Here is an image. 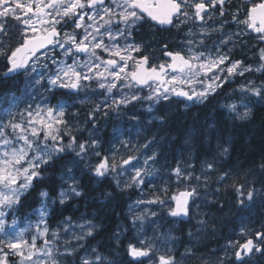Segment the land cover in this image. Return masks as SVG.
<instances>
[{
    "label": "snow or ice",
    "instance_id": "obj_1",
    "mask_svg": "<svg viewBox=\"0 0 264 264\" xmlns=\"http://www.w3.org/2000/svg\"><path fill=\"white\" fill-rule=\"evenodd\" d=\"M230 3L0 0V58L6 61L0 76L4 80L25 77L20 96L0 102V264H179L174 251L178 238L161 222L175 225L200 216L194 209H199L202 196L206 199L210 183L216 185V192L231 190L241 209L258 196L264 197V156L258 164L259 175L254 169L223 168L231 157V142L215 122L202 133L210 155L201 161L199 174L192 160L196 136L184 138L180 159L173 167L167 161L175 138L159 135L169 124L171 105H176L177 111L181 107L188 111L215 101L234 124L251 122L257 106L264 108V0H241L231 14L232 23L243 25L235 32L224 31L226 20L218 26L209 25L217 14L226 15ZM145 25L177 30L184 25L192 27L185 32L181 47L171 49L164 43L162 55L168 59L156 61L145 51L148 46L136 40V32ZM13 27L20 37L15 46L10 43ZM213 33L218 39L209 48ZM252 34L261 45L256 62L235 59L233 50L238 45L243 48L247 44L244 37ZM246 73L259 74L260 83L246 79L228 94L227 102L220 103L216 98L223 95L225 85ZM57 92L76 100L53 104ZM82 92L86 99H80ZM89 92L99 99L93 102ZM77 100L92 102V106L83 121L73 123L69 116L78 117V112H72ZM137 105L145 113L143 118L125 111ZM113 115L135 121L137 139L115 127L105 147L98 123L101 116ZM152 128L158 131L141 136ZM57 171L59 186L38 193L39 208L33 213L38 217L36 223L21 226L14 213L22 197ZM84 176L98 184L109 182L111 190L101 193L105 201H115L125 193L138 194L128 206L127 222L118 224L111 236L117 254L122 237H134L125 246L126 259H117L113 252L93 245L104 230L95 213L75 220L65 217L55 229L49 226L53 205L84 197ZM157 180L161 182L157 184ZM173 184L176 193L170 192ZM201 189L205 191L201 193ZM197 223L201 229L188 232L183 257L196 256L199 232L206 229L207 221L198 219ZM25 233L33 234L25 238ZM256 254L264 256V226L257 230L242 227L238 238L227 242L223 256L214 261L201 258V264H248Z\"/></svg>",
    "mask_w": 264,
    "mask_h": 264
},
{
    "label": "trees",
    "instance_id": "obj_2",
    "mask_svg": "<svg viewBox=\"0 0 264 264\" xmlns=\"http://www.w3.org/2000/svg\"><path fill=\"white\" fill-rule=\"evenodd\" d=\"M189 27H192V25H184L181 30L175 28L161 29L159 26L150 28L145 25L136 32L135 36L138 43L143 42L148 46L145 49L148 54L153 52L152 46L154 44L158 46L157 49H159V52L162 54L161 46L164 43H167L171 49L181 47V41ZM227 30L230 31V29ZM18 34L19 33L14 27L10 29V43L13 46H15L20 38ZM250 36L253 37V34ZM250 36L244 38L247 40V44L244 45L243 48L238 45L233 50L232 55L235 59H242L246 63L256 62V60H248L251 51L253 50L254 53L258 50L254 49L256 47V42L252 43L253 38L251 39ZM216 39H218V35L212 37L208 42V47L213 46L212 42ZM250 45L253 47L248 51L247 49ZM5 65L6 61L0 58V73H3L5 70ZM253 75L256 78H261L258 74L253 73ZM235 79L237 81L238 77ZM24 81V76H18L15 79L9 80H4L2 76H0V102H6L13 96L19 97L24 88ZM237 82L225 85V89L222 90L223 95L216 99L219 100L220 103L227 102L228 94L238 89L240 83ZM44 95L51 98L50 94L45 93ZM236 95H239V93L237 92ZM57 99L67 100V97L64 96L62 92H57L55 98L52 99L51 102H55ZM165 107L167 108L168 106L166 105ZM83 109L84 108L80 110ZM85 111H88V109L84 110L83 113H85ZM125 111L134 112L140 115L141 118L145 115V113L142 110L139 111L137 107L129 106ZM213 122L217 124V128L221 135L228 138L231 142V157L222 167H231L235 171L254 169L257 175H259L258 164L261 157L264 156V108L257 106L255 118L251 122L242 124L237 121L234 124L231 120L225 118L224 110L217 107L215 101L207 107L199 106L188 111H184L182 107L177 111L176 105H171L169 110V124L164 130L159 132L160 136L175 138V147L170 146L168 152V165L173 167L176 165L177 161L180 159L179 153L184 138L188 135H194L197 137V150L193 152L192 160L196 165V174H199L201 161L206 156L210 155V150L202 143V141L207 139L202 133L208 124ZM135 123V121L129 119L127 116H123L122 118L115 117L114 115L111 116V118L101 116V120L98 123V127H100L99 135L103 138L105 147L108 146L107 142L112 136V131L115 127H120L122 130L130 132L132 138L137 139V130L133 128ZM157 131V128H152L151 132L141 133V136H150ZM212 148H215V137H213ZM161 164L163 165L164 161H161ZM76 171L79 174V170ZM157 175H160V173ZM49 176L50 178L46 180L43 185H38L33 191L25 197H22L18 210L14 213L15 218L19 222H22L21 225H24L25 222L33 221L36 218L33 213L39 208V191L43 188H48L50 190L52 187H58L61 183L59 179L60 173L58 171L50 173ZM164 178H167L166 170L164 171ZM160 182V180H157V184ZM81 186L85 192L84 197L69 200L68 203L63 206L57 204L50 208L49 226L51 228H56L60 221L68 216H71L73 220H75L82 214L91 216L95 213L98 215V221L102 222L104 230L97 235L96 240L92 243L93 245H99L105 252H113V254L116 255L115 245L111 240L112 233L116 230L118 224L122 225V223L125 224L127 222L126 217L129 214L128 206L136 199L138 194L135 192L125 193L117 196L115 201L109 202L101 198V193L111 190L108 181L98 184L94 180H90L87 176H84ZM256 186L257 188L261 187V182L259 180ZM215 188L216 185L210 183L206 199L202 196L200 198L199 209H194V211L200 212L201 215L194 217L189 223L170 225L166 221L161 222L164 229H171L174 234L185 237L188 246V232L191 231L196 233L201 229V225L197 223L198 219L207 221L206 229L199 232L198 241L196 243V256L185 257L184 264H201V258H204V246L218 243L219 241L215 239L216 237H233L242 227L257 230L264 226V197L258 196L249 207L241 209L236 205L235 197L231 190L226 192L222 189L216 192ZM200 191L203 193L205 190L201 189ZM170 192H177L174 184ZM51 195L54 197L55 193L51 192ZM221 204H223V208L220 207ZM163 215L164 213H161V216ZM251 223L253 225L248 226ZM132 239H134V237L131 234H125L119 252L121 250L124 254L128 240ZM224 243L225 240H222L221 246H223ZM116 256L119 257V253ZM124 259H126V257H124ZM254 259H256L254 262L255 264H264V256L256 254ZM260 259H262V261Z\"/></svg>",
    "mask_w": 264,
    "mask_h": 264
},
{
    "label": "rangeland",
    "instance_id": "obj_3",
    "mask_svg": "<svg viewBox=\"0 0 264 264\" xmlns=\"http://www.w3.org/2000/svg\"><path fill=\"white\" fill-rule=\"evenodd\" d=\"M240 15H241V12H240ZM217 16L218 15H216L212 20H209L208 21V24L209 25H219L222 21H225L224 20V18H222V20H221V22L220 23H218V22H215L214 20H216V18H217ZM229 16H231V19H226V21H228V23L227 24H232L234 27L232 28V29H230V31L229 30H226L225 29V26H224V31L225 32H228V33H232V32H235V31H237V28L239 27V28H243V25H240V26H237V25H235L234 23H232L231 21H232V15H229ZM12 24H15V21H12L11 22ZM226 25V24H225ZM232 30V31H231ZM19 35V34H18ZM214 35H218L217 33H213V35H212V37H214ZM250 36V35H249ZM245 38V37H244ZM254 39V38H253ZM255 40V39H254ZM257 41V40H256ZM257 47H260L261 45H260V42L259 41H257V43L255 44ZM252 45H250V46H248V51L249 50H251L252 49ZM209 48H212V46L211 47H209ZM248 57H256V59H257V53H253V54H250ZM254 63V62H253ZM250 64H251V62H250ZM249 78H251V79H256V82L257 83H260V80L261 79H259V78H256V77H254V75H253V73H246V75H245V77H238V79H237V81L241 84V83H244V82H246V79H249ZM239 84V85H240ZM239 87V86H238ZM145 91H147V90H145ZM144 94H146V92L144 93ZM88 96H90V97H92V101L94 102V101H96V100H98L99 99V97L98 96H96V95H94L93 93H91V92H89L88 94H87ZM80 99H86V96H85V93H81L80 94ZM73 100H76V98L75 99H73ZM73 100H71V101H68L69 103H72L73 102ZM75 105H78L75 109H74V111H72V112H78V117L77 118H75V119H73L71 116H69V119H72L73 120V123H77L78 121H83L85 118H86V116H87V114H88V111L90 110V108H91V106H92V102H86V103H84V104H81V103H79V101L77 100L76 101V103H75ZM83 107H86L87 109H88V111H85V113H83V111L84 110H86V109H83V110H80V109H82ZM137 108H138V110L140 111V110H142L143 111V109H142V107L140 106V105H137L136 106ZM100 120H101V118H100ZM100 120H99V122H100ZM135 139V138H134ZM136 198H137V196H136ZM200 203V202H199ZM37 219H38V217L36 216V218L33 220V221H28V222H25L24 223V225H21V226H27L29 223H32L33 225L36 223V221H37ZM18 221V220H17ZM19 222V221H18ZM9 223H11V217L9 218ZM243 228H245V227H243ZM53 229H55V228H53ZM240 231V230H239ZM239 231H237L236 233H235V236L234 237H236V236H238V233H239ZM33 233H25V238H29L31 235H32ZM149 234V236H151V234L152 233H148ZM123 238V237H122ZM38 243H40L39 241H38ZM175 250V249H174ZM262 258V257H261ZM255 260L256 259H254L253 261H251V262H249L250 264H255L254 262H255ZM261 261H262V259H260Z\"/></svg>",
    "mask_w": 264,
    "mask_h": 264
},
{
    "label": "flooded vegetation",
    "instance_id": "obj_4",
    "mask_svg": "<svg viewBox=\"0 0 264 264\" xmlns=\"http://www.w3.org/2000/svg\"><path fill=\"white\" fill-rule=\"evenodd\" d=\"M240 4H241V0H231V3L227 6V9H226V15L224 16V17H219V15L217 16V18H216V20H214L215 22H218V23H220L221 22V20H222V18H224V20H226V19H231V16H229V15H231L232 14V12H234L235 10H236V8H238L239 6H240ZM244 15V12H243V10H241V16H243ZM157 27V26H156ZM155 27V28H156ZM234 26L232 25V24H226L225 25V29L227 30V29H232ZM253 36H254V34H253ZM248 37V36H247ZM250 38L252 39L253 37H251L250 36ZM256 41V40H255ZM254 42V39H252V43ZM153 52L151 53V54H149L151 57H153V58H155V60L156 61H165V60H167L168 58L167 57H164L160 52H159V49H157V45L156 44H154L153 46ZM251 54H253V50L251 51ZM248 60H251V61H254V60H256V58H254V57H248ZM251 63H253V62H251ZM85 109H87V108H85ZM251 225H253L252 223L250 224V225H248V226H251ZM251 228H253V227H251ZM236 238H238V236H236V237H216L215 239H217L219 242L218 243H215L214 245H209V246H204V257H205V255H206V259L207 260H209V261H213V260H215L216 258L214 257V256H223V252H219L218 253V250L219 249H225V246H226V244H227V242L229 241V240H232V239H236ZM222 240H225V243H224V245L223 246H221V242H222ZM213 248V249H212ZM215 250V251H214ZM224 251V250H223ZM255 256V255H254ZM252 257L251 259H249L248 260V262H251V261H253L254 260V258L255 257ZM210 257V258H209ZM204 259V258H203ZM211 259V260H210ZM230 262V263H229ZM227 264H231V261H228L227 262Z\"/></svg>",
    "mask_w": 264,
    "mask_h": 264
},
{
    "label": "bare ground",
    "instance_id": "obj_5",
    "mask_svg": "<svg viewBox=\"0 0 264 264\" xmlns=\"http://www.w3.org/2000/svg\"><path fill=\"white\" fill-rule=\"evenodd\" d=\"M200 200L201 199H199V202H200ZM200 204V203H199ZM247 212H248V210H247ZM122 225H123V223H122ZM148 233H152L151 232V229H149L148 230ZM209 237V236H208ZM123 239V238H122ZM206 240V239H205ZM226 244V243H225ZM187 247V244H186V240H185V237H183L180 241H178V242H176L175 243V251H177L178 253H180V254H183L184 253V251H185V248ZM213 249V248H212ZM224 249H219L218 250V253L219 252H223V254H224V251H223ZM215 251V250H214ZM116 255H117V253H116ZM124 255H123V253H122V251L120 250V252H119V257H118V259H124V257H123ZM201 256V255H200ZM205 257H206V255H205ZM204 257V259H206ZM215 258H216V256H214ZM210 258V257H209ZM198 260V259H197ZM200 260V259H199ZM211 260V259H210ZM214 261V260H213ZM230 263V262H229ZM248 264H250L249 262H248Z\"/></svg>",
    "mask_w": 264,
    "mask_h": 264
}]
</instances>
